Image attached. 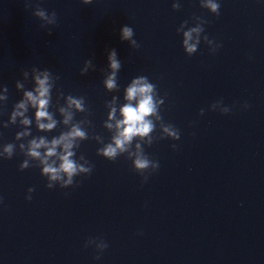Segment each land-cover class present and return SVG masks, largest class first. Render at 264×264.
Masks as SVG:
<instances>
[{
  "label": "clouds",
  "instance_id": "clouds-1",
  "mask_svg": "<svg viewBox=\"0 0 264 264\" xmlns=\"http://www.w3.org/2000/svg\"><path fill=\"white\" fill-rule=\"evenodd\" d=\"M80 2L83 5H90L93 0ZM199 3L200 7L210 14L220 15L221 5L218 0H199ZM180 8L178 0L172 4L174 11ZM32 15L41 21V28L57 24L56 12L49 13L39 5L35 7ZM192 21L194 26H188L189 21L185 20L176 29L178 34H182V48L185 54L189 57L195 54L202 41L208 46L209 52L214 54L222 45L204 34V25L207 21L199 16H193ZM48 34L51 35V31ZM119 35L120 40L127 41L131 48L140 47L134 39V30L129 25L122 26ZM107 64L109 71L102 81L103 87L109 93L119 92L118 73L122 62L114 48L108 50ZM89 70H95L92 59L84 61L80 74L86 75ZM22 77V80L15 83L16 90L22 92V98L13 105L8 120L0 121V127L8 128L12 125L20 130L15 133L13 142L0 145V159H11L18 149L24 156L19 170L38 167L40 175L47 181L45 187L48 189H53L57 185L60 188H69L74 186L76 177L91 175L94 166L83 154L77 156V150L83 141L95 140L101 145L97 149V155L108 161L125 156L131 161L133 171L141 176L142 182H147L149 176L159 169L160 164L146 154L145 146H151L154 142L166 138L173 141L180 139V130L173 124L164 122L160 111L164 98L159 95L157 85L150 82L147 76L140 75L131 79L123 90L122 103L117 95H113L105 102L107 117L103 122V128L110 133L107 143L101 135H90L92 124L88 116L91 115V111L83 96L65 95L57 89L53 102L52 92L60 79L58 75H54L46 68L41 70L32 67L30 71L24 70ZM29 78L33 84L31 90L25 88V82ZM8 93L6 85L0 86V114L6 111ZM243 107L248 108L249 105L245 103ZM30 110L34 111L31 117L28 115ZM210 110L227 115L231 108L224 106L221 100L211 104ZM204 112L205 110L201 109L199 115L203 116ZM57 113L61 117L59 120L56 118ZM78 113L84 114L83 118L77 120ZM33 125L38 132L45 134L58 128L60 131L51 138L47 135H33ZM171 147L175 150L177 145L173 144ZM34 191V188H28L25 199L31 200V193ZM90 245H95L98 253H102L108 247L103 239L98 238L89 239L85 243V247ZM95 259H100V256L97 255Z\"/></svg>",
  "mask_w": 264,
  "mask_h": 264
}]
</instances>
